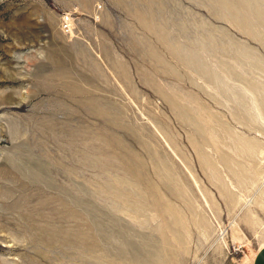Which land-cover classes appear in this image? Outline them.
<instances>
[{
	"label": "rangeland",
	"instance_id": "1",
	"mask_svg": "<svg viewBox=\"0 0 264 264\" xmlns=\"http://www.w3.org/2000/svg\"><path fill=\"white\" fill-rule=\"evenodd\" d=\"M263 243L264 0H0V264Z\"/></svg>",
	"mask_w": 264,
	"mask_h": 264
},
{
	"label": "crops",
	"instance_id": "2",
	"mask_svg": "<svg viewBox=\"0 0 264 264\" xmlns=\"http://www.w3.org/2000/svg\"><path fill=\"white\" fill-rule=\"evenodd\" d=\"M249 264H264V243L254 250Z\"/></svg>",
	"mask_w": 264,
	"mask_h": 264
},
{
	"label": "built area",
	"instance_id": "3",
	"mask_svg": "<svg viewBox=\"0 0 264 264\" xmlns=\"http://www.w3.org/2000/svg\"><path fill=\"white\" fill-rule=\"evenodd\" d=\"M62 23H63V25H64L66 28H70V25H69V23H70V18H69V16H68V14H64V15L62 16Z\"/></svg>",
	"mask_w": 264,
	"mask_h": 264
}]
</instances>
